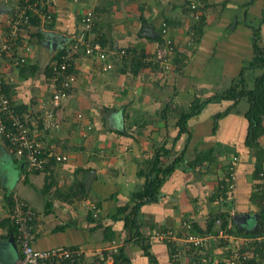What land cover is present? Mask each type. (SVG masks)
I'll return each instance as SVG.
<instances>
[{
  "label": "crops",
  "instance_id": "crops-1",
  "mask_svg": "<svg viewBox=\"0 0 264 264\" xmlns=\"http://www.w3.org/2000/svg\"><path fill=\"white\" fill-rule=\"evenodd\" d=\"M207 2L203 34L198 41L193 36L188 45L193 20L186 0H52L54 19L48 29H26L23 43L29 49H15V56L24 57V66L3 58L0 69L9 97L23 111L36 109L40 100L52 94L49 64L69 39L84 30L82 19L87 10L97 15L87 35L108 49L127 51L109 71H103L94 57L77 55L71 67L75 82L62 106L55 109L58 126L43 130L40 119L35 118L32 134L46 149L67 155V160L51 159L43 169L30 171L0 137V164L5 166L0 171V247L13 251L11 256L0 254V264H15L20 257L10 237L14 195L37 212L35 248H78L84 253L82 264H113L111 255L120 249L131 264H199L203 250L221 262L223 241L210 240L205 248L184 246V220L205 231L211 215L227 212L231 227L227 232L241 246L244 235L234 230L261 227L262 202L256 198L261 192L252 177L253 151L244 145L247 107L238 108L242 99L218 119L217 114L233 101L213 98L203 102L199 112L188 117V132L178 137L179 118L195 99L202 102L237 79H244L245 87L250 88L260 72L247 68L240 77L254 54L250 26L264 30V0ZM19 3L0 0V40ZM163 23L177 47L171 60L173 69L155 71L145 59L159 47L161 42L155 37L161 35ZM47 35L49 39H45ZM123 127L130 132H120ZM160 146L171 149L167 160L186 146V161L164 182L158 199L146 202L138 212V229L150 258L137 237H127L123 221L113 220L112 215L142 188L144 175L139 170ZM205 151L206 156L192 165ZM234 156L233 188L228 190L220 182L222 168ZM47 203L49 212L45 211ZM95 203L97 216L93 217ZM117 203L116 208L110 206ZM58 226L65 227L53 230ZM106 226L114 231L112 240H104ZM167 229L177 233V253L156 237V232ZM251 258V264H264V242L254 248Z\"/></svg>",
  "mask_w": 264,
  "mask_h": 264
},
{
  "label": "built area",
  "instance_id": "built-area-1",
  "mask_svg": "<svg viewBox=\"0 0 264 264\" xmlns=\"http://www.w3.org/2000/svg\"><path fill=\"white\" fill-rule=\"evenodd\" d=\"M205 2L202 0H189L187 7L194 23H197L204 9ZM32 18H37L39 29L44 32L51 25L54 19L52 10V0H20V3L11 13L7 22V30L4 38L0 40V62L4 57H9L13 65L25 63L24 57L15 56L19 47L29 49L28 44H24V33L26 29L32 27ZM97 15L93 10H87L82 22L84 30L75 34L66 46L62 48L58 58L51 62V76L49 77L52 94L39 101L36 109L19 111L12 103L11 98L4 91L5 79L0 69V137L9 142V147L13 155L22 161L25 168L30 171L43 169L51 159L55 161L67 160V155H58L52 149H46L44 145L32 134L31 127L35 124V118L40 119L43 130L49 131L58 126L55 118V109L60 108L68 96L70 86L75 82V74L71 71L73 61L79 54L94 57L100 62L103 71L113 68L115 61L127 55V51H115L94 41L87 35L96 21ZM193 27V26H192ZM188 28L187 44L193 41L194 29ZM162 42L153 55L146 57L147 63L155 71L172 70L171 62L176 52V43L168 33L165 23L161 29ZM187 45V47H189ZM107 56L112 59L107 61ZM11 80V79H10ZM4 82V83H3ZM78 117H81L78 114ZM233 163L228 166L226 172L228 176L227 188H233L234 164L237 157H232ZM95 205H92L93 216H96ZM37 212L24 200L14 195L12 197L11 218L14 223V234L10 237L14 240L21 256L15 264H74L78 261L82 264L83 251L78 248L54 247L49 249H37L34 246L35 233L32 229V222L36 219ZM183 243L186 248H205L208 241L217 239L223 241V256L221 262L213 258L205 250L200 252L199 264H249L254 248L264 242L263 236L242 237V246L232 242V236L222 227L220 219L216 220L217 232L199 233L195 231L193 225L188 220L183 223ZM156 237L167 241L178 250L177 233L171 229L156 232ZM114 250L113 252H116ZM85 264V263H83Z\"/></svg>",
  "mask_w": 264,
  "mask_h": 264
},
{
  "label": "trees",
  "instance_id": "trees-1",
  "mask_svg": "<svg viewBox=\"0 0 264 264\" xmlns=\"http://www.w3.org/2000/svg\"><path fill=\"white\" fill-rule=\"evenodd\" d=\"M189 0H186V5L188 4ZM205 6L202 8L205 10V8L209 5L207 0H204ZM208 4V5H207ZM205 14L202 13L200 20L197 23L193 22L191 23L190 27L194 29V35L196 37V40L198 41L203 34L204 26H205ZM32 26H36L39 28V24L37 21V18H32ZM252 30V45H253V58L249 62L248 67H243V71L240 74V77H242V74L244 72L245 68H256L257 70H260L259 73H257L253 78V84L250 88L245 87L244 79H237L233 84H231L228 88L221 90L219 92L214 93L212 96L208 97L204 101L201 102L200 99H195V101L191 104V107L187 112H185L183 115L179 118V134L178 137L182 133H187V119L188 117L197 114L200 110V106L203 102L210 101L213 98L217 99H224V100H232L233 103L230 107L224 109L223 111L219 112L216 116V118H220L225 116L227 113L230 112L232 107L237 104V102L240 99H246L248 102V106L244 112V117L246 118L248 125H247V132L244 140V145L246 148L253 151V170H252V177L255 182V187L258 191L261 193L256 194V198L258 197V200H261V208L258 214L259 223L261 227H258L251 231H244L242 229L234 230L235 234L238 235H244L247 237H256V236H263L264 235V44L260 43V30L261 26L258 25H251L250 26ZM37 35H39L37 33ZM41 37V34L39 35V38ZM157 40L162 42L161 35H158L155 37ZM196 41V42H197ZM195 43V42H194ZM59 56V54H58ZM58 56L55 57L58 58ZM185 56V54H184ZM21 67L24 66V64L20 65ZM51 65L49 64L48 72L49 77L51 76ZM4 83V82H3ZM4 91L6 94L9 93L8 88L6 87V84H4ZM9 96V94H8ZM21 111V109H18ZM216 129V125H215ZM120 132L122 133H128V129L126 127H123ZM131 134V133H130ZM7 144L9 142L6 141ZM185 149L186 146L179 151V153L174 156L172 159L167 160L168 154L171 151L169 148H165L163 146L158 147L154 152L153 155L148 157L146 159V165H144V168H141L139 170V173L141 175H144V183L141 189L135 191L132 193L131 201H128L124 205H120L115 213L112 215L113 220H122L123 221V229L127 232V237L133 238L137 237L136 240L140 242V245L143 247V250L147 256L150 258H153L152 254L148 251V248L146 244L144 243V236L139 232V222H138V212L140 210V207L145 204L148 201H156L161 194V187L163 186L164 182L167 180L169 176L173 174V172L179 167V165L186 161L185 159ZM205 153H208V151L200 153L201 155L197 156V158L192 161V165L195 164L194 162H198L199 159L204 158L206 156ZM237 162V161H236ZM233 161H231L230 164H232ZM230 164L224 165L223 169V176L220 180L222 184L225 187L227 186V172L226 169ZM219 190H221L219 188ZM224 190V189H223ZM84 191V190H83ZM83 194L87 195L85 192ZM12 206V204H11ZM46 212H49L50 203H47L46 205ZM95 210H97L98 206L95 203ZM97 216V213H96ZM93 216V217H96ZM10 221H11V232L14 234V223L11 218V212H10ZM220 219L221 225L220 227L224 228L226 231H230L229 226V219H228V213L227 212H218L214 215H211L207 220V225L205 228V231H202L198 229L194 223L193 227L195 231L199 233H206V232H217L216 227V220ZM36 222V219L32 222V229ZM65 226H58L55 227L53 230L59 231ZM107 230V231H106ZM106 231V232H105ZM104 240H112L115 236L113 229L111 226H106L104 228ZM173 248V247H172ZM19 250V249H18ZM20 253V252H19ZM113 254V253H112ZM21 256V253H20ZM113 264H131L130 258L123 252L122 249L117 250L113 256L111 255ZM252 258L249 259V264H251ZM74 264H78L76 261Z\"/></svg>",
  "mask_w": 264,
  "mask_h": 264
},
{
  "label": "rangeland",
  "instance_id": "rangeland-1",
  "mask_svg": "<svg viewBox=\"0 0 264 264\" xmlns=\"http://www.w3.org/2000/svg\"><path fill=\"white\" fill-rule=\"evenodd\" d=\"M261 29H263V28H261ZM264 30L261 32L260 31V43H262V44H264ZM251 40H252V38H251ZM250 60V59H249ZM248 60V61H249ZM244 67H248V64H246ZM246 69L247 68H245L244 70L246 71ZM250 83V82H249ZM220 88H222V87H220ZM248 106V102H247V100L246 99H242V102L241 103H239V106H238V108L239 109H245L246 107ZM1 154H0V158H1ZM146 165V164H145ZM142 168H144L143 166H141ZM4 169H5V166L4 165H1L0 164V171H4ZM124 202V200L123 199H121L120 200V204L121 203H123ZM119 203H117V204H111L110 206H112L113 208H116L118 205H120ZM0 254H3L4 256H11L12 254H13V251H12V249L11 248H6V246H3V247H0Z\"/></svg>",
  "mask_w": 264,
  "mask_h": 264
},
{
  "label": "water",
  "instance_id": "water-1",
  "mask_svg": "<svg viewBox=\"0 0 264 264\" xmlns=\"http://www.w3.org/2000/svg\"><path fill=\"white\" fill-rule=\"evenodd\" d=\"M49 38H50V36L47 35L45 39H49ZM91 180H92V174L90 175V178H89L88 181H87V187L90 185Z\"/></svg>",
  "mask_w": 264,
  "mask_h": 264
}]
</instances>
